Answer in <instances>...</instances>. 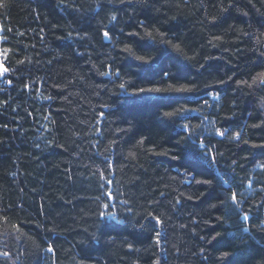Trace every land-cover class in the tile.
Masks as SVG:
<instances>
[{
	"label": "trees",
	"instance_id": "obj_1",
	"mask_svg": "<svg viewBox=\"0 0 264 264\" xmlns=\"http://www.w3.org/2000/svg\"><path fill=\"white\" fill-rule=\"evenodd\" d=\"M0 35V264H264L259 221L230 198L251 215L264 200V86L238 83L264 72V0H0Z\"/></svg>",
	"mask_w": 264,
	"mask_h": 264
},
{
	"label": "snow or ice",
	"instance_id": "obj_2",
	"mask_svg": "<svg viewBox=\"0 0 264 264\" xmlns=\"http://www.w3.org/2000/svg\"><path fill=\"white\" fill-rule=\"evenodd\" d=\"M109 2H111V0H109ZM120 2L121 3H124V0H120ZM227 10L228 9H224V11H227ZM245 15H247V13H245ZM211 19H212V21H216L217 18L216 17H212ZM111 20L112 21H117L118 20V17L115 14H113L111 16ZM110 31H111V29H109L108 31H104L103 32V36L106 39L109 38V32ZM244 34L246 36L248 35V33H244ZM148 35L151 36V33H148ZM163 35H164V33H161V36H163ZM4 39H5V37L3 35H0V40H4ZM214 39L220 40L221 37L216 36V37H214ZM167 43H171V41H167ZM172 47L174 49H176V50H180V45L179 44H172ZM124 50L125 51H130V49H128L127 46H125V49ZM225 50H227V49H225ZM260 55H261V57H264V52H261ZM136 59L139 60V61H143L144 60V57L137 56ZM201 67L203 68L204 66L201 65ZM7 71H8V69L7 68H4L2 66V64H0V73H6ZM101 75H105V76L106 75H109V72L108 71L102 72ZM160 75L164 79H167L169 77V73L166 72V71H163V70H161ZM231 79H232V77H229V80H231ZM257 80L259 81V86H264V72L259 73L257 76H253L251 83H248V81H238V83L245 84V85H247L248 88H251L254 84H257ZM8 83L11 84L12 83L11 80H9ZM221 83H224V81H221ZM24 87L25 88H28L29 85L26 84ZM119 87L121 89H125L126 86H125L124 83H121L119 85ZM192 91H193V89L190 88V87H188V86L178 87V88H175V89H172V88H161V87H147V88L140 87V88H133V91L130 93V95H132V96H140V95L146 94V93H152V94H168V93L187 94V93H191ZM46 98L47 99H50V97H46ZM205 103H207V101H205ZM104 107H107V105H104ZM261 107H264V98H262ZM188 111H192V109H185L182 112H180L179 115L180 116H183ZM100 115L103 116L104 113H101ZM162 115L165 118H173V117H176L178 115V113L177 112H173V111H164L162 113ZM5 127H7V126L5 125ZM183 127L185 129H187L188 125L185 124V125H183ZM256 127H259V125H257ZM229 131L230 130H228V129L221 130V129L217 128L215 130V136L221 137V138H227L229 140H236L237 138H239L241 136V133L240 132H235L234 134L229 135ZM243 143L244 144H248V141L245 140V141H243ZM252 147L253 148H264V144H253ZM130 155H131V153H130ZM156 155L168 156L169 153H167V152H163V153L157 152ZM221 155H223V154L221 153ZM171 159L172 160H178V159H180V157H179V155L173 154V155H171ZM231 164L233 166H236L237 165V161L235 159H233L231 161ZM109 167H111V163H109ZM260 167H264V165H261ZM100 179L102 181H104L105 178L103 176V173L100 174ZM193 179H195V177H193ZM196 183H198V184L199 183L209 184V183H211V181L210 180H203V181L197 180ZM252 183H253V181L250 180L249 181V185H251ZM106 184L107 185L112 184L111 179H108L106 181ZM106 184L105 183H101L99 185V189L101 191V195L100 196H97L96 199L98 201L100 199H102V198L108 200L109 203H104L103 204V208L104 209H109L110 207L114 206V205L111 204V201L113 199V193H112L111 190L104 191L105 188H106ZM260 192L261 193H264V187L260 188ZM161 195L163 196V193H161ZM230 198H231V202H232V204L234 206V211L236 212V214L239 216L241 214V212H243L242 220L244 222H249L250 220L259 221V225H258L259 231L260 232H264V216H261V212L264 211V200H262L259 204H256L255 205V213H254V215H251L249 213V211H244L242 209V207H241V201L238 200L237 193L236 192L233 191L231 193V197ZM188 199H191V197H188ZM122 203L125 206L127 213H129L130 216H134L135 213L133 212V208H132V205L130 204V202L127 199H125V200L122 201ZM149 203L151 204V202H149ZM176 204H180V200L179 199L176 200ZM117 215H118L117 213L112 212V211H101L99 213V217L112 216L114 220L116 219V216ZM142 219L147 220L149 223H151L153 225V231H154V235H155V243H156V245H160L161 244V232L158 231V230H156V226L162 225V223H163L162 220H161V218H160V216L154 215V213L152 211H149V212H147V214L144 217H142ZM129 222H130L129 219L126 218L124 221H117L115 224H110V225L109 224H106V225H103V228L106 231H114V230H117V225H119V224H127ZM135 224L136 225H139L140 226V229H141V232H143L145 226L143 224H140V221H138V220L135 222ZM133 226L135 227V225H133ZM13 227H16L17 228V231L20 230L18 225H14ZM182 227H183V225H182ZM219 236H220V233H217L216 236H213L211 238V241H205V242L206 243H211L212 241H216L217 244L220 245V241L217 240V237H219ZM249 236H250L251 239H255V237H251V233L250 232H249ZM200 239L201 240H204L205 238L204 237H200ZM239 239H240L241 242L244 241V237L243 236H241ZM128 247L131 248L132 245L129 244ZM47 250H48V252H52L53 249L50 246ZM200 251L203 253L204 249L201 248ZM230 255H231V253L228 252V251H223L221 253L219 259L222 262V264H223V261L225 260V258L230 257ZM19 258L20 257L17 256L16 257V260H19ZM0 259L4 260L5 262H7L9 260H12V253H11V251L10 250H0ZM154 264H160V260L157 259L154 262Z\"/></svg>",
	"mask_w": 264,
	"mask_h": 264
},
{
	"label": "rangeland",
	"instance_id": "obj_3",
	"mask_svg": "<svg viewBox=\"0 0 264 264\" xmlns=\"http://www.w3.org/2000/svg\"><path fill=\"white\" fill-rule=\"evenodd\" d=\"M1 62V61H0ZM210 128V127H209ZM210 129H212V127L210 128Z\"/></svg>",
	"mask_w": 264,
	"mask_h": 264
}]
</instances>
